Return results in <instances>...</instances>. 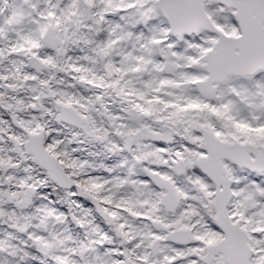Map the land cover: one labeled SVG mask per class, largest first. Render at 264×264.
<instances>
[{"label": "snow or ice", "instance_id": "obj_1", "mask_svg": "<svg viewBox=\"0 0 264 264\" xmlns=\"http://www.w3.org/2000/svg\"><path fill=\"white\" fill-rule=\"evenodd\" d=\"M0 264H264V0H0Z\"/></svg>", "mask_w": 264, "mask_h": 264}]
</instances>
